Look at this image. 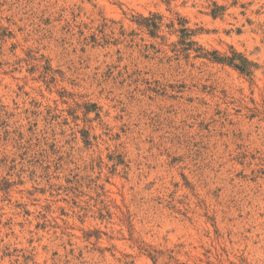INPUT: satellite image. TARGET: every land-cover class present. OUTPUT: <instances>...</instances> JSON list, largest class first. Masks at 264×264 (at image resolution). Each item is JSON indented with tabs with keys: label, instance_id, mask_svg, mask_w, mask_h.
<instances>
[{
	"label": "rangeland",
	"instance_id": "obj_1",
	"mask_svg": "<svg viewBox=\"0 0 264 264\" xmlns=\"http://www.w3.org/2000/svg\"><path fill=\"white\" fill-rule=\"evenodd\" d=\"M0 264H264V0H0Z\"/></svg>",
	"mask_w": 264,
	"mask_h": 264
},
{
	"label": "trees",
	"instance_id": "obj_2",
	"mask_svg": "<svg viewBox=\"0 0 264 264\" xmlns=\"http://www.w3.org/2000/svg\"><path fill=\"white\" fill-rule=\"evenodd\" d=\"M217 54V53H215ZM235 56L238 57H219L217 56V60H219L220 62H227L229 64H231L232 66H235L236 68L240 69L241 71H244L245 69V64L248 62V60L243 57V55L234 53Z\"/></svg>",
	"mask_w": 264,
	"mask_h": 264
}]
</instances>
